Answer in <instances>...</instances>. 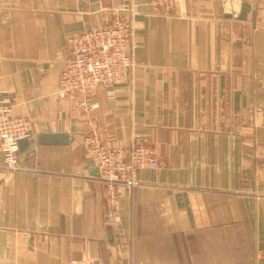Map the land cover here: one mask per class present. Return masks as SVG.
Returning <instances> with one entry per match:
<instances>
[{"label":"crops","instance_id":"obj_1","mask_svg":"<svg viewBox=\"0 0 264 264\" xmlns=\"http://www.w3.org/2000/svg\"><path fill=\"white\" fill-rule=\"evenodd\" d=\"M126 8L129 79L96 110L61 97L70 40ZM2 105L32 138L16 170L0 155V264H264V0H0ZM92 135L160 168L113 206Z\"/></svg>","mask_w":264,"mask_h":264},{"label":"built area","instance_id":"obj_2","mask_svg":"<svg viewBox=\"0 0 264 264\" xmlns=\"http://www.w3.org/2000/svg\"><path fill=\"white\" fill-rule=\"evenodd\" d=\"M179 0H158L172 8ZM134 12L131 8L117 10L112 20L89 29L70 40L69 57L60 75L61 97L82 96L84 109L96 110L97 102L90 98L98 88L112 89L124 83L135 66L132 55ZM112 94V92H111ZM32 138L31 121L25 116H14L10 105L0 106V155L4 165L12 170L19 167V141ZM85 149L99 171L111 205H118L125 187L139 185L138 171L160 168L154 152L146 145L131 148L108 147L96 135L87 136ZM117 222L116 214L110 215ZM84 264H96L87 260Z\"/></svg>","mask_w":264,"mask_h":264},{"label":"water","instance_id":"obj_3","mask_svg":"<svg viewBox=\"0 0 264 264\" xmlns=\"http://www.w3.org/2000/svg\"><path fill=\"white\" fill-rule=\"evenodd\" d=\"M67 135L62 134H53V135H42L40 140L46 144H56V143H66L67 142ZM28 141L26 139L19 141V153L24 152L28 149Z\"/></svg>","mask_w":264,"mask_h":264}]
</instances>
